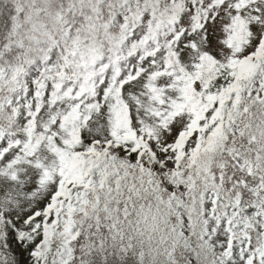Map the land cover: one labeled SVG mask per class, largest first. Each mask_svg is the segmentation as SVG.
<instances>
[{
  "label": "snow or ice",
  "instance_id": "1",
  "mask_svg": "<svg viewBox=\"0 0 264 264\" xmlns=\"http://www.w3.org/2000/svg\"><path fill=\"white\" fill-rule=\"evenodd\" d=\"M0 264H264V0H0Z\"/></svg>",
  "mask_w": 264,
  "mask_h": 264
}]
</instances>
